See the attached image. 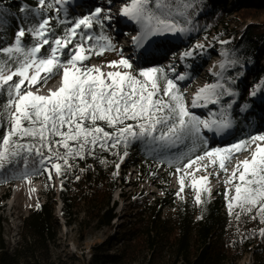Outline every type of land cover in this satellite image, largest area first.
<instances>
[{"label":"snow or ice","instance_id":"1","mask_svg":"<svg viewBox=\"0 0 264 264\" xmlns=\"http://www.w3.org/2000/svg\"><path fill=\"white\" fill-rule=\"evenodd\" d=\"M68 2L36 0L34 8L20 5V12L34 14L39 17L38 22L27 27L17 24L13 41L0 43V95L6 97L0 105V127L4 128L0 135V170L23 160V176L26 178L29 158L38 156L40 167L51 178L53 169L62 173L65 167H71L70 159H83L85 154H93L96 148L110 150L123 145L126 149L132 140H144L161 149L190 144L191 150H195L197 143L207 144L202 127L215 133L231 127L230 120L209 121L192 114L177 84L166 76L161 92L159 74L162 69L142 70L137 76L129 72H109L105 77L100 69L85 65L90 53L115 51V46L110 37L94 36L89 31L93 23L103 27L100 8L75 20L57 16V23L70 25L58 35L51 26L52 18L46 13L56 4ZM151 2L132 0L121 13L141 25V35L136 39L138 47L152 35L186 30L168 19L171 13L164 12L169 7L167 0H155L159 15L148 7ZM56 11L60 9L56 8ZM4 24L5 21L0 19V42L5 39L2 34ZM26 33L31 36L30 44L24 43ZM45 46L46 51L42 53ZM121 65L125 69L132 68L130 61L124 58L108 66ZM56 75H62V87L57 92L41 96L31 91L34 85L43 86ZM184 78L179 77L180 80ZM218 87L221 86L214 84L200 89L193 106H197L201 99L218 103ZM227 94L235 95L232 92ZM98 121L113 131H106ZM257 141L264 142V135L251 136L227 148L206 149L203 154L189 158L184 168L177 167L176 171L184 172L197 160L206 157H220L218 167L226 173V161L231 160L233 151H247ZM124 155H127L126 151ZM116 168L119 169V164ZM207 179L201 177L199 183L204 184ZM196 183L194 179L193 185ZM180 184L183 191V176ZM225 184L233 186L226 188L225 192L229 214L239 209L236 213L239 219L241 213H252L255 209L256 215L252 219L259 216L260 222L264 223V147L257 145L252 159L238 164ZM196 202H201L199 195ZM260 235L264 236V230Z\"/></svg>","mask_w":264,"mask_h":264},{"label":"trees","instance_id":"2","mask_svg":"<svg viewBox=\"0 0 264 264\" xmlns=\"http://www.w3.org/2000/svg\"><path fill=\"white\" fill-rule=\"evenodd\" d=\"M215 1L167 0L169 7L164 12L171 13L168 16L170 22L186 29L182 33L187 37L201 34L205 39L213 38L222 42L218 47V50L224 53V58L220 61L222 89L241 93L244 86L240 85L239 81L245 70L251 71V88L260 86L259 82L264 81V64H260L256 53L264 47V0H235L237 4L235 9L239 10L233 11L234 16L237 14L244 20L252 19L259 22L250 26L247 34L239 40L236 39V34L229 33L231 20L228 19L227 7L225 8V4L217 5ZM23 4L28 5L29 8L37 6L36 0H2L0 3V14H2L0 19L5 21L2 31L5 39L0 43L7 44L13 41L17 24L27 27L38 22L39 17L34 14L26 15L19 11V6ZM247 4L249 9H245ZM148 7L158 15L161 14L156 9L155 0H152ZM56 8L57 5L46 15L52 18L51 26L59 35L70 25L57 23V16L64 18L60 12L54 13ZM75 19L76 16L70 17V20ZM92 27L94 28L92 35L109 37L105 26L101 27L100 24L93 23ZM176 32L180 31L168 33ZM23 39L25 44H30L29 34L26 33ZM69 47L72 45L70 44ZM46 48L47 46L41 50L42 53ZM106 52L103 55L96 54L97 58L108 61L115 59L113 50L105 54ZM131 64V69L123 68L137 76L140 70H137L133 63ZM151 68L163 70L159 74L162 92L164 77L168 79L169 77L163 67ZM60 76L56 75L47 84L56 81ZM175 83L182 94L181 86ZM5 100L6 97L0 95V105ZM184 101L186 103L185 97ZM248 103L243 101L240 107L235 109V119L241 128H244V120L238 110L247 109ZM187 108L199 117L195 111L189 109L188 105ZM4 123L6 124V120ZM97 123L105 127L106 131H113L102 121ZM128 123L135 122L128 121ZM3 132L4 128L0 127V135ZM247 139L242 136L234 144ZM206 149L207 145L200 143L196 144L195 150H191L190 144L181 145L179 148L161 149L144 140H132L126 149L123 145L110 150L96 148L93 154H85L83 159H70L68 163L71 167H65L62 173L52 170L53 178H56L60 185L62 216L71 228H79L82 236H87L92 231H112L113 221L117 219L114 209L111 208L112 196L117 189L116 165L125 151L140 154L142 158L139 162L140 173L146 178L161 175L181 178L182 172H177L176 168H184L189 158L203 154ZM39 160L38 156L29 158L27 165L29 175L26 178L23 176L25 171L23 160L0 170V188L28 179L47 180L46 171L40 167ZM154 165L160 166L162 171L152 169ZM162 189L164 198L133 203V213L116 229L115 236L108 237L100 245H95L92 248L90 262L86 263L83 260L80 264H239L249 255L252 264H264V236L260 235L261 230H264V223L260 222L259 216L252 219V216L256 215L255 209L252 213H241L239 219L236 218L239 209H235L230 215L225 196L226 188L218 191L214 199L202 196L200 203H197L192 196L184 198L179 192L169 191L164 187ZM7 197L6 194L5 198ZM55 199L56 196L52 195L48 203L33 210L24 219L20 241L12 250L3 238L5 219L0 213V264H53L52 248L60 227L56 216ZM166 209L170 210L165 211Z\"/></svg>","mask_w":264,"mask_h":264},{"label":"rangeland","instance_id":"3","mask_svg":"<svg viewBox=\"0 0 264 264\" xmlns=\"http://www.w3.org/2000/svg\"><path fill=\"white\" fill-rule=\"evenodd\" d=\"M75 1L76 0H69L67 4L61 6L56 4L63 10L62 14L65 18L68 17V10L70 12L74 11L71 5H73ZM131 2L132 0H108L107 4L111 6L109 7L110 10L100 7L102 10L100 17L101 20L104 19L102 20L104 21L102 22L103 26L109 28L110 32L108 33L112 44L117 47L116 54L119 56V59L116 61H119L122 58L128 59L130 63H133L137 70H148L151 68L150 66L142 65L138 61H135L132 57L127 56V51H124L123 48L119 46L121 42L118 44L119 40L117 36L112 33L111 24L118 19L120 15L119 11L129 6ZM215 3L217 5L225 4V8L227 7L226 11L229 14L228 19L231 20L228 28L229 33L230 35L233 33L236 34V39L238 40L247 34L250 26L259 23L257 21H253L252 19L244 20L239 18L237 14L234 16L233 11L239 10L237 8L235 9L237 6L235 0H216ZM247 6L249 5H245V7ZM245 9H249V7ZM94 10L95 9H93V11ZM83 12V9H79L77 14L81 15ZM106 12H109L111 15H107ZM54 13L56 14L57 11ZM106 17H111V19L109 20ZM134 23L137 28L132 26L130 28V32L134 31L136 36H140L138 33L141 32V25L135 21ZM136 29H139V31ZM92 30L93 29L89 31L92 32ZM163 34H159V36L163 37ZM153 36L158 37V35H152V37ZM220 43L222 42L215 41L213 38L205 39L201 36V34H194L189 37L186 35L182 45L176 47V50L174 51L177 53L175 55L177 58L165 61L162 66L164 67L165 73L169 79H172L181 86L182 94L185 97L186 104L189 109L196 110V108H200V110H204V113L196 111L198 112L200 119L209 121L214 119H227L231 121V127L222 132L216 133L222 134L223 136L235 130V109L240 107L243 101L245 103L250 101V104L254 105V100H259L264 104V81L262 80L259 82L261 83L260 86L251 88V71L245 70L239 81L240 85L244 86V88L241 89V93L228 95V91L224 88L222 89V84H220L222 82V75L220 74L221 69L219 67V62L222 58H224V53L218 50ZM104 52L105 51L102 53ZM185 53H189L190 55H185ZM116 54L114 55V58H117ZM89 55L91 61L93 62L85 65L100 69L105 77L109 72H129L125 70L122 65L119 67H109L108 65L115 60L107 61L103 59L100 61L95 58L96 55L92 53ZM256 58L260 61V64H264V47L256 53ZM195 74H197V76L194 81L188 83L189 80L195 76ZM180 76L185 78L180 80ZM58 79L45 86L36 84L31 88V91L36 95L49 96L50 93H53L52 91L54 87L58 84L60 85L59 82L62 83V75ZM214 84L221 86L217 88V94L219 96L218 103L213 104L207 102L206 99H201L197 101V106H193V102L196 100L199 90ZM263 108L264 105L262 110H264ZM253 112L254 111L252 110H250V112L244 111L245 115L247 113L252 115ZM262 119H264V111L261 113L260 119L257 120V123L254 121L256 126L255 131L264 128L263 123L261 122ZM204 131L205 130L202 127V135L206 138ZM255 131L252 132L250 137L254 135H264V131L257 133ZM210 144L211 143L207 141V147H209ZM257 145L264 147V142L257 141L252 144L247 151H245V154L242 152V154H240L238 151L239 155L236 156L235 159L228 161L226 173L221 169H212L215 164L213 163L214 159H211L212 157H206L204 160H197L190 168H186L184 172L181 173V177H184L183 191H181L180 180L175 176H157V174V177L150 176L146 178L144 175H141L140 168L138 167L140 157H137L134 153H130L127 158V163L124 166H119V169L116 168L115 172L117 189L114 191L112 196L111 208L114 209L117 219L113 221V230H104L99 232L92 231L87 236H82L81 232H79V228H71L61 215L63 212V202L59 198L60 185L56 178H53L52 171L51 178H49L48 172L46 171L47 180L28 179L24 182L0 188V213L5 219L3 223L4 241L11 250L16 247L19 241V236L22 232L23 219L29 216L33 210H36L45 203H48L49 198L52 195H55L56 216L59 219L60 227L57 231L56 242L52 248L53 264H74L75 262L80 264L83 260L88 263L92 258V248L95 245L104 243L108 237L113 238L115 236L114 234L116 233V229L122 225V222H126L128 220L126 217L133 213V203L138 201L144 202L146 200H154L155 198H164L162 187L169 191L173 190L179 192L182 196H184V198L192 196V198L196 200V196L199 195L200 198L202 196H206L214 199L218 191H221L223 188L233 187L232 185L226 186L225 181L231 177L238 164H241L244 160L250 161L252 159ZM217 148L220 147L218 146ZM233 154H236V152L233 151L232 155ZM152 169L162 171V168L157 165H154V168ZM201 177L208 178L204 184L199 183ZM194 179L197 181L195 185H193ZM6 194L8 196L7 198H5ZM169 210L170 209H166L165 211ZM239 264H252L251 256H246Z\"/></svg>","mask_w":264,"mask_h":264},{"label":"bare ground","instance_id":"4","mask_svg":"<svg viewBox=\"0 0 264 264\" xmlns=\"http://www.w3.org/2000/svg\"><path fill=\"white\" fill-rule=\"evenodd\" d=\"M100 2H101V1H98V3H96V5L101 4ZM78 3H80V2H78ZM103 7H104L105 9L110 10L109 6L104 5ZM121 13H122V10L119 11V14H120L121 19H123V20H130V19H128L126 16H123ZM106 14L109 15V12H106ZM126 26H128V25L126 24ZM150 37H152V36H150ZM136 39H137V37L134 39L135 42H136ZM175 46H176V44H173V45L170 46L169 49H173ZM167 50H168V48H162V49L160 50V52H161V53H165ZM148 57H150L148 60H156V59H158V58L160 59V57H159L158 55H150V56H148ZM167 57H169V55H168V56L166 55V58H167ZM59 83H60V85H59V84L56 85V86L54 87V89H53L52 92H57V91L62 87V83H61V82H59ZM263 109H264V108H263ZM263 111H264V110H263ZM240 154H242V153H240ZM238 155H239V153L233 154L231 160L235 159L236 156H238Z\"/></svg>","mask_w":264,"mask_h":264},{"label":"clouds","instance_id":"5","mask_svg":"<svg viewBox=\"0 0 264 264\" xmlns=\"http://www.w3.org/2000/svg\"><path fill=\"white\" fill-rule=\"evenodd\" d=\"M19 241H20V236H19ZM19 241H18V242H19Z\"/></svg>","mask_w":264,"mask_h":264}]
</instances>
